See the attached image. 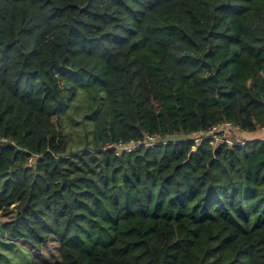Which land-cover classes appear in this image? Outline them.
<instances>
[{
  "label": "trees",
  "instance_id": "trees-1",
  "mask_svg": "<svg viewBox=\"0 0 264 264\" xmlns=\"http://www.w3.org/2000/svg\"><path fill=\"white\" fill-rule=\"evenodd\" d=\"M226 129H264V0H0L6 245L264 264V142Z\"/></svg>",
  "mask_w": 264,
  "mask_h": 264
},
{
  "label": "rangeland",
  "instance_id": "rangeland-1",
  "mask_svg": "<svg viewBox=\"0 0 264 264\" xmlns=\"http://www.w3.org/2000/svg\"><path fill=\"white\" fill-rule=\"evenodd\" d=\"M228 132L230 138L236 139L241 142L260 141L264 142V129L259 130L255 134L233 133L229 129L224 130V134ZM11 215L7 212H0V223H5L11 220ZM10 242L6 238L0 236V258L1 261L7 259L13 260L19 264H27L30 257L37 258L46 263L59 264L60 253L59 246L55 239L52 237L48 240L46 245H43L39 250L30 247L27 243L22 241H15L12 245L8 246L5 243Z\"/></svg>",
  "mask_w": 264,
  "mask_h": 264
},
{
  "label": "built area",
  "instance_id": "built-area-1",
  "mask_svg": "<svg viewBox=\"0 0 264 264\" xmlns=\"http://www.w3.org/2000/svg\"><path fill=\"white\" fill-rule=\"evenodd\" d=\"M226 126H227V125H226ZM227 127H228V126H227ZM197 141H201V140L199 139V140H197ZM217 141L222 142V140H220V139H217ZM127 148H129V149H134L135 146H129V147H127Z\"/></svg>",
  "mask_w": 264,
  "mask_h": 264
}]
</instances>
